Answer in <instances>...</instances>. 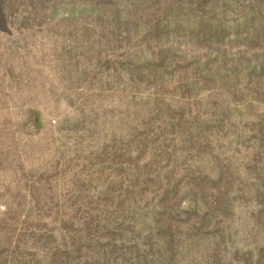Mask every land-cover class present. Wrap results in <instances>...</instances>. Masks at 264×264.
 <instances>
[{"label": "rangeland", "instance_id": "rangeland-1", "mask_svg": "<svg viewBox=\"0 0 264 264\" xmlns=\"http://www.w3.org/2000/svg\"><path fill=\"white\" fill-rule=\"evenodd\" d=\"M0 264H264V0H0Z\"/></svg>", "mask_w": 264, "mask_h": 264}]
</instances>
